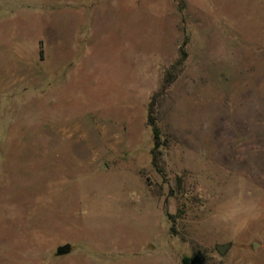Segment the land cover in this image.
Wrapping results in <instances>:
<instances>
[{"label":"rangeland","instance_id":"obj_1","mask_svg":"<svg viewBox=\"0 0 264 264\" xmlns=\"http://www.w3.org/2000/svg\"><path fill=\"white\" fill-rule=\"evenodd\" d=\"M197 253L264 264V0H0V264Z\"/></svg>","mask_w":264,"mask_h":264},{"label":"trees","instance_id":"obj_2","mask_svg":"<svg viewBox=\"0 0 264 264\" xmlns=\"http://www.w3.org/2000/svg\"><path fill=\"white\" fill-rule=\"evenodd\" d=\"M186 53H182L181 58L179 59L178 63H181L184 58H185ZM174 75L169 74L165 77L164 84H163V89H167L169 84L173 81ZM155 106V96L152 98L150 102V113H149V124L152 126V130L154 133V140H155V146L152 150L153 153V165L156 167V169L163 173L164 168L161 165V160H160V147H161V128L158 124L157 118L153 115V108ZM185 263L190 264L189 260L187 258L184 259Z\"/></svg>","mask_w":264,"mask_h":264},{"label":"water","instance_id":"obj_3","mask_svg":"<svg viewBox=\"0 0 264 264\" xmlns=\"http://www.w3.org/2000/svg\"><path fill=\"white\" fill-rule=\"evenodd\" d=\"M232 248V244L231 243H227V244H219L217 246L218 251L222 254V255H226L229 250ZM72 251V246L71 244H66L63 246H60L57 250V254L59 256L62 255H67L70 254ZM190 264H204V257L202 255V253H197L190 261Z\"/></svg>","mask_w":264,"mask_h":264}]
</instances>
